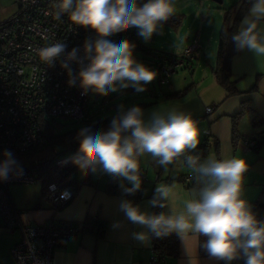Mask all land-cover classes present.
Segmentation results:
<instances>
[{
    "label": "clouds",
    "instance_id": "1",
    "mask_svg": "<svg viewBox=\"0 0 264 264\" xmlns=\"http://www.w3.org/2000/svg\"><path fill=\"white\" fill-rule=\"evenodd\" d=\"M175 0H58L54 17L67 15L74 26L94 31V39H86L83 55L73 48L65 55L67 45L61 41L36 49L39 59L49 67L60 61L69 77L70 87L78 86L81 95L88 93L108 96L120 90L133 88L137 93L157 73L134 57L136 45L128 39L116 43L110 39L133 28L145 42L154 34H163L164 24L175 14ZM264 20V0H252L244 26L233 33L231 41L237 52L249 51L264 56V33L258 24ZM79 67L74 71L71 64ZM200 131L190 113L175 108L148 113L139 105L125 108L120 105L107 129L81 128L76 136L79 142L73 163L82 174L102 170L123 180L131 187L128 194L141 188L140 158L150 155L165 171L169 165L182 162L194 173L198 185L194 198L176 204L173 185L158 184L149 203L167 208V212L149 214L131 201H122L121 211L133 224L147 232L134 233L142 243L175 233L181 240L188 264H198L189 245L203 248L211 259L232 264L243 258L244 264H264V220H259L251 205L243 198L244 176L248 170L245 160L201 159L193 154L200 143ZM0 162V178L17 165L14 154L5 150ZM200 237L206 240L201 243Z\"/></svg>",
    "mask_w": 264,
    "mask_h": 264
},
{
    "label": "built area",
    "instance_id": "2",
    "mask_svg": "<svg viewBox=\"0 0 264 264\" xmlns=\"http://www.w3.org/2000/svg\"><path fill=\"white\" fill-rule=\"evenodd\" d=\"M16 12L0 23V157L5 150L16 156L40 152L48 148L47 129L54 119L62 118L83 121L88 117V96L81 95L78 86L70 87L69 77L58 60L54 67L44 64L36 49L61 41L67 45L65 55L73 48L80 49L86 39H94V31L74 26L67 15L56 19L54 5L58 0H14ZM135 28L118 33L108 39L119 43L128 39L137 42ZM201 45L194 38L177 54H162L155 64L158 84H168V79L177 71L190 68ZM71 67L78 70L73 62ZM213 107H207L209 114ZM207 134L206 136H209ZM76 145L77 141H73ZM254 142L243 141L244 151L249 152ZM195 150L193 154H198ZM51 157L16 165L7 175L0 178V223L5 230L18 231L21 239L10 250L14 264H54L58 246L78 234L77 227L70 222L49 219L39 225L25 224L14 207L8 193L12 184L33 185L43 178L38 174L47 169H59L64 160L53 149ZM4 158H0L2 162ZM190 170V169H189ZM141 188L135 192V199L145 197L146 174L140 170ZM157 177H155L156 180ZM184 183H196L194 173L184 175ZM46 198L53 211L65 208L73 198L68 182L61 180L46 186ZM243 258L232 261L238 264ZM167 259L153 254L149 264H165ZM225 264V262L223 263Z\"/></svg>",
    "mask_w": 264,
    "mask_h": 264
},
{
    "label": "rangeland",
    "instance_id": "3",
    "mask_svg": "<svg viewBox=\"0 0 264 264\" xmlns=\"http://www.w3.org/2000/svg\"><path fill=\"white\" fill-rule=\"evenodd\" d=\"M220 1L218 3L215 0H175L173 16L180 18V24L171 26L165 23L163 34H154L148 42L138 35L137 42L146 53L134 49V57L156 72L155 64L158 59L154 55L177 54L185 45L198 37L201 49L192 63V69L184 68L177 71L169 77L168 84L162 86L158 84L156 72V78L147 85V90L139 93L131 87L110 93L108 96L89 93L87 104L89 122L113 118L120 105H124L125 108L139 105L146 113L156 109L168 111L175 108L190 113L197 121L200 131L198 147H205L201 159L208 156H215L218 159L236 157L245 160L248 167L254 163L258 154L244 151L242 143L245 138L253 135L264 136V56L257 57L247 50L238 53L231 64V80L238 93L227 97L224 89L216 82L213 69L216 64L218 35L224 14L232 5L238 4L239 0ZM16 8L14 0H0V23L12 16ZM244 19L240 23L239 30L244 26ZM258 30L264 33V20L258 24ZM172 94L175 95L167 97ZM244 101L249 102L250 108L243 111L241 103ZM207 107H213L209 114L206 113ZM237 114L239 116L236 120V130L239 140L237 145L233 146L231 118ZM256 115L262 119V122L254 125L253 119ZM84 125L83 121L62 118L50 122L56 136L80 129ZM108 126L100 129H107ZM210 132L215 136L218 146L213 136H206ZM76 147L78 146L74 149ZM53 149L59 153L62 160L69 159L76 153L65 144L56 143L43 151L23 156L14 155V158L18 162L17 165L22 166L44 157H51ZM190 171L193 172L190 169L188 173ZM82 175L79 171L75 174V178L79 179ZM250 177L244 176V187L250 186L248 183ZM248 189H245L243 198ZM40 192V181L33 185L12 184L8 187V193L13 201L30 198L34 194L39 196ZM193 193L195 196V189ZM261 200L264 201L262 198Z\"/></svg>",
    "mask_w": 264,
    "mask_h": 264
},
{
    "label": "crops",
    "instance_id": "4",
    "mask_svg": "<svg viewBox=\"0 0 264 264\" xmlns=\"http://www.w3.org/2000/svg\"><path fill=\"white\" fill-rule=\"evenodd\" d=\"M109 124L110 122H107L102 127ZM209 136H213L212 132ZM213 137V140L216 141L215 136ZM77 146L75 149L72 148L76 152H74L75 154L79 149V145ZM242 149L244 150L243 147ZM0 158H4V156ZM256 159L254 163L250 164L245 174L246 177L251 176L248 181L250 186L244 187V191L249 188L244 199L250 205L257 197L264 199V145L261 146ZM139 162L140 170L148 178V182L144 186L145 197L143 199L136 200L134 194L126 192V189L131 187L127 180L110 175L101 168L96 173L89 171L87 175L83 174L79 179L75 178V174L80 170L72 175L73 183H78V187L70 203L59 211L52 210L49 201L42 196L41 192L39 196L34 194L30 198L15 201L11 198V200L20 213L21 221L25 224L39 225L53 219L70 222L77 227V236L62 242L56 249L54 264H149L153 255L151 241L142 243L134 238V233L147 232L148 230L131 223L126 218L120 209L121 202L131 201L133 205H138L142 211L153 214V206L149 201L152 199L158 184L174 186L178 207H182L184 200L195 196L194 189H187L185 185L176 180V178L184 176L189 171V168L182 162L169 165L167 171L159 167L147 154L141 157ZM112 176L117 187L116 193H110L107 190L108 181ZM155 177H157L156 180ZM167 211V208H162L161 212ZM87 217H97L106 223L107 229L102 239H97L89 233L82 232V223ZM20 239L21 236L18 231L5 230L0 227V264H14L10 250ZM189 247L193 251V257L198 259V264L224 263V261H217L210 257H201L194 240L190 242ZM165 264H188V257L180 239L178 257L167 259ZM238 264H242V260Z\"/></svg>",
    "mask_w": 264,
    "mask_h": 264
},
{
    "label": "trees",
    "instance_id": "5",
    "mask_svg": "<svg viewBox=\"0 0 264 264\" xmlns=\"http://www.w3.org/2000/svg\"><path fill=\"white\" fill-rule=\"evenodd\" d=\"M252 0H239L238 4L232 5L224 14L223 23L218 35V48H217V57H216V64L213 69V76L221 88L224 89L226 92L227 97H232L236 95L238 92L234 87V83L231 80V64L233 59L238 55L239 52L234 50V45L231 41V36L233 33L239 30L240 23L244 18H246L249 14V9L251 7ZM166 24L171 26H178L180 24V18L178 16H172ZM135 49L143 51L146 53L145 49L138 44L135 43ZM162 54L154 55L157 59L160 58ZM193 63V62H192ZM192 68V64L190 69ZM167 95L168 96H174ZM242 110L249 109V102L244 101L241 103ZM239 114L233 116L232 120V144L233 146L237 145L239 140V135L236 130V120ZM90 118V117H89ZM89 118L83 120L85 125L82 127H91L93 130H98L107 122H110L112 117L107 119H97L95 122L90 123ZM262 122V119L259 116H255L253 119V124L257 125ZM81 129V128H80ZM80 129L72 130L63 134L61 136H56L55 131L49 127L47 129V140L49 143L48 147L53 146L56 143H63L68 148H74L75 146L79 145L78 140L76 139L77 133ZM206 137V136H205ZM252 141L254 144L250 148V151L258 154L259 150L262 145H264V136L253 135L250 138H245V140ZM73 141H77L76 145H72ZM216 145L218 146V142L216 141ZM196 150L200 156H204L205 147L201 146L198 147ZM73 155L69 159H65L63 165L59 169H47L43 172L38 174V178H43L44 182L41 184V193L42 196L46 197V186L51 182L61 180L63 182H68V185L74 195L76 188L78 187V183H73L72 175H74L79 169L73 163ZM184 176L176 178V180L183 185L187 189H195L197 190V183L192 184H185L183 180ZM107 190L110 193H116L117 187L115 183V179L112 176L108 181ZM135 196V193H134ZM252 211L256 214L259 220H264V201L261 200V197H257L251 203ZM162 211L160 207H153L152 213L158 214ZM73 224V223H72ZM1 227V223H0ZM2 228V227H1ZM106 223L100 220L97 217H87L85 221L82 223L81 230L82 232L89 233L93 235L97 239H102L106 233ZM206 240L205 237H200L201 243ZM150 241H151V249L152 253L166 259H174L177 258L179 255V238L175 234H171L164 237H155L151 236L150 234ZM200 256L203 258L209 257L207 252L203 248H199Z\"/></svg>",
    "mask_w": 264,
    "mask_h": 264
},
{
    "label": "water",
    "instance_id": "6",
    "mask_svg": "<svg viewBox=\"0 0 264 264\" xmlns=\"http://www.w3.org/2000/svg\"><path fill=\"white\" fill-rule=\"evenodd\" d=\"M216 2L220 3L221 1L220 0H215Z\"/></svg>",
    "mask_w": 264,
    "mask_h": 264
}]
</instances>
